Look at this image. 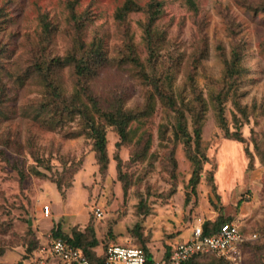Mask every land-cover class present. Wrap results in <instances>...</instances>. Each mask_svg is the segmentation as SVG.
<instances>
[{"label":"rangeland","instance_id":"rangeland-1","mask_svg":"<svg viewBox=\"0 0 264 264\" xmlns=\"http://www.w3.org/2000/svg\"><path fill=\"white\" fill-rule=\"evenodd\" d=\"M124 1L0 0V263L36 264L55 228L68 235L81 231L85 241L95 237L98 249L144 244L157 255L187 238L195 223L222 218L257 238L241 248L236 263L210 255L193 264H264L263 0H194V8L187 0H133L141 8L119 20L115 11ZM148 2L159 4L152 20ZM77 37L87 45L101 41L106 60L85 81L101 99L119 95L123 107L141 106L143 73L156 80L170 75L178 102L192 97L186 83L195 82L206 105L201 142L208 160L194 188L183 144L170 131L163 134L173 114L158 99L151 115L131 125L130 143L106 127L105 169L92 139L72 134L81 128L78 114L47 122L43 112L50 110L43 104L52 90L39 69L49 62L48 78L70 93L72 67L52 59L66 54ZM238 46V100L247 116H239L229 93L223 115L229 132L236 130L233 114L243 122L244 141L225 136L212 98L222 87L224 59ZM147 140L146 155H136Z\"/></svg>","mask_w":264,"mask_h":264},{"label":"trees","instance_id":"trees-1","mask_svg":"<svg viewBox=\"0 0 264 264\" xmlns=\"http://www.w3.org/2000/svg\"><path fill=\"white\" fill-rule=\"evenodd\" d=\"M187 3L193 8L195 7L194 0H187ZM138 8L141 7H139V5L133 0H125L124 3L115 11V18L121 20L129 11H134ZM259 9L264 12V0L262 1ZM145 10L149 13L148 18L152 20L158 15L159 4L148 2L145 5ZM72 18L74 20V24L77 25L79 22L78 16L72 13ZM148 22L151 23V21ZM147 30L149 31L147 34L149 35L147 38V44H150V34H152L153 31L149 27H147ZM238 48L239 50L232 48V56L230 60L226 58L224 59L221 77L222 87L215 95L212 96V98L215 102V109L219 119L218 122L220 127L224 129L225 136L237 141H244V137L240 132V125L243 122H241L240 119L233 114L236 130L229 132L228 126L226 125V119L223 115V102L229 93V98H231L232 103L239 112V116L244 118L247 116L246 106L241 104L238 100V97L241 94L238 93L237 88V85L241 80V77H239L241 76V48L239 46ZM130 58L131 60L134 59V57ZM52 60L57 66L69 65L72 67L74 88L70 93L64 94L58 84L55 83V78H48L51 72V65H49V62L45 64L46 66L40 67L39 71L44 75L45 84L50 86L52 90L47 93V97L43 104V106L48 108L50 111L43 113H47V116H50L47 117V122H50V119L53 120L56 117L59 118L64 115L70 116L69 114L71 113L78 114L81 128L72 134H85L92 139V150L95 152L96 160L100 169H105L108 163L106 127L113 126L119 136V141L123 143H130L135 133V130L131 127V125L134 122H140L142 118L151 115L154 110L156 100L158 99L163 103V106L167 108V111H171L173 114V123L170 127L167 125L163 126V134L165 135L170 131L173 139L176 142H181L183 144L185 155L190 161L192 167L189 184L193 188L198 184L203 164L208 160L201 142L202 117L204 111L206 110V105L201 93H196L194 91L196 84L195 82H192V79H190L188 84L186 83V89L189 88L192 97L187 99V101L181 100V102H178L173 89L172 80H170V75L165 74L161 79L156 80L152 78L151 75L150 77L148 74L145 75L143 73L142 80H145L146 85L143 104L136 108H125L123 107V103L119 95H111L105 99H101L89 88L88 85H86V79L89 80L90 77L97 74V70L94 66L97 63L106 60L101 50L100 39H94L89 45H87L77 37L76 42H73L72 47L69 48L66 54L60 58L58 57ZM187 117H190L191 130H189ZM136 142H140V136H138ZM148 147L149 140L142 145L141 150L137 151L136 155L144 157ZM120 166L121 164L119 160V163H117L118 169H120ZM57 187L58 190H61L60 185H57ZM227 221L231 222L232 220L216 218L213 221H204V233L210 234L215 232L222 223ZM241 230L244 231L243 228H241ZM52 237L61 238L65 243L82 249L86 257L94 264L103 260L105 250L110 244L108 243L103 245L100 249H98L95 237L85 241L81 231H74L73 234L68 235L60 231L59 228H55V230L52 231ZM249 242L242 244L240 247L242 248ZM172 244L173 243H168V245H166L157 255L152 254L144 244L138 246L142 247L144 250L147 257V264H156V262H161L163 259L168 257ZM210 255L215 254H200L197 258L207 257ZM149 257H152V259ZM218 257L223 258L222 256ZM193 261L194 259H189L184 264H193Z\"/></svg>","mask_w":264,"mask_h":264},{"label":"built area","instance_id":"built-area-1","mask_svg":"<svg viewBox=\"0 0 264 264\" xmlns=\"http://www.w3.org/2000/svg\"><path fill=\"white\" fill-rule=\"evenodd\" d=\"M45 213L49 205H45ZM257 233L244 232L234 222H224L210 234L204 233L203 222L195 223L185 239L172 244L171 251L165 259L156 264H184L189 259H196L200 254H215L230 262L240 259L241 245L257 238ZM40 260L36 264H45L49 258L58 260V264H94L82 249L65 243L61 238L51 237L41 248ZM152 259V257H149ZM96 264H147V257L142 247L133 244L110 243L103 260Z\"/></svg>","mask_w":264,"mask_h":264}]
</instances>
